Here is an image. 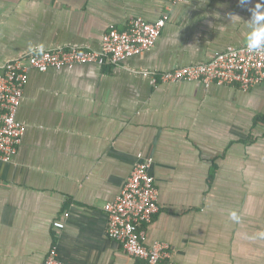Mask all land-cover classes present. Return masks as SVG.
I'll return each instance as SVG.
<instances>
[{
    "label": "crops",
    "instance_id": "crops-1",
    "mask_svg": "<svg viewBox=\"0 0 264 264\" xmlns=\"http://www.w3.org/2000/svg\"><path fill=\"white\" fill-rule=\"evenodd\" d=\"M255 3L0 0V72L33 50L99 49L110 26L171 9L156 44L118 65L30 71L22 141L0 161V264H44L54 245L64 264H136L108 235L104 206L140 154L160 204L146 244L168 242L180 264H264V80L154 86L149 73L246 44Z\"/></svg>",
    "mask_w": 264,
    "mask_h": 264
},
{
    "label": "built area",
    "instance_id": "built-area-1",
    "mask_svg": "<svg viewBox=\"0 0 264 264\" xmlns=\"http://www.w3.org/2000/svg\"><path fill=\"white\" fill-rule=\"evenodd\" d=\"M170 1L171 5H176L185 0ZM170 10L169 6L155 21L135 16L125 30L110 26L99 49L55 47L33 50L9 60L0 72V161L9 162L18 153L25 131L18 111L32 69L46 71L78 64L118 65L156 44L170 20ZM149 73L154 86L198 81L206 86L236 84L247 90L264 80V52L250 53L246 44L230 45L217 51L208 61ZM151 162V158L144 159L140 154L121 193L105 204L109 218L107 233L123 245L136 259V264H180L174 259L168 242L148 245L144 240V226L160 211L159 190L149 171ZM54 226L64 228V223L58 221ZM44 264H64L55 245L50 248Z\"/></svg>",
    "mask_w": 264,
    "mask_h": 264
},
{
    "label": "clouds",
    "instance_id": "clouds-1",
    "mask_svg": "<svg viewBox=\"0 0 264 264\" xmlns=\"http://www.w3.org/2000/svg\"><path fill=\"white\" fill-rule=\"evenodd\" d=\"M251 0H239L241 6L248 5ZM251 18L248 20L249 32L246 38V47L250 53L264 52V0H256L255 6L249 9ZM233 221L239 217L235 212L230 214Z\"/></svg>",
    "mask_w": 264,
    "mask_h": 264
}]
</instances>
